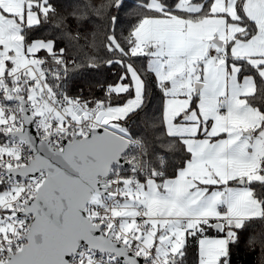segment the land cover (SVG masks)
<instances>
[{
    "label": "snow or ice",
    "instance_id": "obj_1",
    "mask_svg": "<svg viewBox=\"0 0 264 264\" xmlns=\"http://www.w3.org/2000/svg\"><path fill=\"white\" fill-rule=\"evenodd\" d=\"M85 67L117 69L101 98L70 94ZM241 243L264 264V0H0V264Z\"/></svg>",
    "mask_w": 264,
    "mask_h": 264
},
{
    "label": "trees",
    "instance_id": "obj_2",
    "mask_svg": "<svg viewBox=\"0 0 264 264\" xmlns=\"http://www.w3.org/2000/svg\"><path fill=\"white\" fill-rule=\"evenodd\" d=\"M55 3L67 5L71 2V0H54ZM137 0H126V4L128 7H133L136 4ZM127 8L124 12H121V28L126 29L128 25V20L126 18L125 13L127 12ZM50 27L49 25H46L45 28ZM39 34V33H38ZM44 34H47L44 32ZM98 52L99 55L105 56L107 53L103 51L102 45L96 49L92 50ZM91 54V52L89 53ZM81 56L83 57L84 54L82 53ZM139 63H143V59L138 61ZM117 71V69H108L107 67H102L99 70L92 69V68H82L77 74H75L72 79L68 82V88L70 94H78L81 93L84 96H87L89 98H92L93 96L96 98H101L103 96V91L98 87V84H104V83H111L116 79V76L113 74ZM117 102L114 100V103ZM161 104V98L159 94L157 93L153 99V113H156L159 106ZM177 162H179L177 160ZM193 259V257H190V261ZM256 260V254L250 253L247 251L243 243H241L240 247L235 249L233 252V264H255Z\"/></svg>",
    "mask_w": 264,
    "mask_h": 264
}]
</instances>
